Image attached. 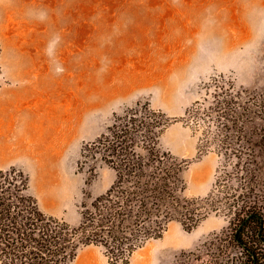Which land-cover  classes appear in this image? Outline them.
<instances>
[{
  "label": "rangeland",
  "instance_id": "374dc122",
  "mask_svg": "<svg viewBox=\"0 0 264 264\" xmlns=\"http://www.w3.org/2000/svg\"><path fill=\"white\" fill-rule=\"evenodd\" d=\"M0 45V86L9 87L13 55H73L66 57L68 66L76 63L70 69L73 85L60 80L57 99L63 102L66 91H72L75 100L96 102L93 133L81 138L79 149L74 141L69 150L57 153L54 170L25 169L10 163L17 156L0 152V163L5 162L0 169L26 173L39 208L72 224L80 221L81 204L104 193L115 179L104 163L78 168L82 146L102 133L115 113L139 101L172 117L160 145L189 162L183 195L205 196L214 183L218 156L198 153L197 136L181 120L186 108L218 74L238 87L264 91V0H0ZM9 90L7 96H22L17 102L23 108L34 96L30 90ZM14 101L0 107H16ZM259 193L264 207V186ZM235 225L234 218L219 213L208 214L190 230L171 221L161 237L132 253L129 264H247L234 238ZM242 237L255 246L256 264H264V241L255 237V226L246 227ZM71 264L109 263L98 246L87 245Z\"/></svg>",
  "mask_w": 264,
  "mask_h": 264
},
{
  "label": "trees",
  "instance_id": "16d2710c",
  "mask_svg": "<svg viewBox=\"0 0 264 264\" xmlns=\"http://www.w3.org/2000/svg\"><path fill=\"white\" fill-rule=\"evenodd\" d=\"M1 58L0 45V68ZM203 88L181 120L197 136L198 153L218 156L207 195H183L189 162L160 145L174 119L138 101L115 113L82 146L78 168L104 163L115 179L81 204L77 224L42 211L22 170L0 169V264H71L87 245L98 246L109 264H129L132 253L161 237L171 221L190 230L210 213L236 220L234 238L247 264H256L255 246L242 233L252 224L255 237L264 241V207L258 203L264 186V91L238 87L224 74L210 77Z\"/></svg>",
  "mask_w": 264,
  "mask_h": 264
},
{
  "label": "crops",
  "instance_id": "0c3cea01",
  "mask_svg": "<svg viewBox=\"0 0 264 264\" xmlns=\"http://www.w3.org/2000/svg\"><path fill=\"white\" fill-rule=\"evenodd\" d=\"M67 56L69 60L73 55H13L9 87L0 86V103L8 100L12 104L15 100L16 104L9 109L0 107V152L18 157L11 164L25 169L33 165L39 171L54 170L57 153L69 150L74 141L79 149L81 138L89 139L93 133L97 121L95 101L89 98L82 102L79 96L75 100L72 91H66L63 102L57 99L55 89L60 80L69 88L74 82L75 72L70 69L76 63L71 61L68 66ZM6 88L17 92L30 90L34 96L29 106L19 107L21 102L17 101L22 96L12 92L7 96ZM58 108L63 109L62 113Z\"/></svg>",
  "mask_w": 264,
  "mask_h": 264
},
{
  "label": "clouds",
  "instance_id": "9594fccd",
  "mask_svg": "<svg viewBox=\"0 0 264 264\" xmlns=\"http://www.w3.org/2000/svg\"><path fill=\"white\" fill-rule=\"evenodd\" d=\"M44 15H45V14L41 13V15H40L39 18H40V19H43V18H44Z\"/></svg>",
  "mask_w": 264,
  "mask_h": 264
}]
</instances>
